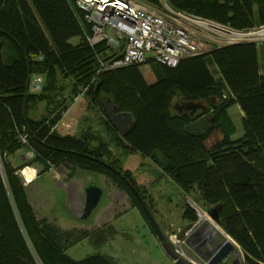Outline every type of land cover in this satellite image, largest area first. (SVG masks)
I'll return each instance as SVG.
<instances>
[{
    "label": "trees",
    "instance_id": "trees-1",
    "mask_svg": "<svg viewBox=\"0 0 264 264\" xmlns=\"http://www.w3.org/2000/svg\"><path fill=\"white\" fill-rule=\"evenodd\" d=\"M168 2L236 29L264 23V0ZM86 34L89 24L71 0H0V264H115L106 255L74 259L66 253L86 238L101 242L103 237L95 231L63 229L36 217L9 160L21 148L47 167L68 163L104 174L135 197V206L161 238L134 176L103 158L108 142L92 148L90 131L61 134L52 129L81 87L62 96L68 88L59 82L68 76L76 79L73 89L94 78L85 93L93 104L109 97L116 111L130 112L135 124L124 137L105 118L107 129L131 151L152 158L183 192L197 187L210 207L220 204L219 224L241 248L243 264H264V45L262 60L253 43H238L184 58L175 67L152 62L156 74L148 83L140 65L96 74L106 46L90 45ZM213 65L220 76L210 70ZM36 75L42 76L43 86L30 91ZM176 95L182 100L214 101L202 133L185 130L193 114L172 111ZM41 101L48 103L46 113L30 118L28 108ZM233 104L243 112V133L237 139H232L234 126L227 113ZM22 134L27 135L26 143L20 140ZM182 216L190 223L196 219L189 206Z\"/></svg>",
    "mask_w": 264,
    "mask_h": 264
},
{
    "label": "rangeland",
    "instance_id": "rangeland-1",
    "mask_svg": "<svg viewBox=\"0 0 264 264\" xmlns=\"http://www.w3.org/2000/svg\"><path fill=\"white\" fill-rule=\"evenodd\" d=\"M76 40L77 38H73L71 42L74 43ZM257 48L262 60V46ZM104 54L107 55V53ZM209 67L214 76L218 77L219 74L215 71L216 67L214 65ZM140 70L148 83L154 81L156 69L152 66V62L141 65ZM63 80L62 84L68 88H66V93L69 95L79 86L86 85L83 84L85 82L79 83L73 89L71 87L76 82L73 76H68ZM84 96L87 103H84L82 107L79 105L77 116H75L77 119L74 123V128L77 134L81 132L82 127L87 126L88 129L91 128L90 132L93 134V139H91L92 148H96V146L103 143L102 140L108 142L107 153H105L103 158L108 162L114 163L121 171H129L135 180L138 179L136 182L139 187L141 200L147 206L161 231L172 241V237L180 231L176 225V213L180 208L179 205H174L173 208H170L171 206H165L164 204L166 197L160 192L161 184L165 183L164 178H162L164 173L153 162L152 158L139 152L131 151L123 141H118L116 135L110 132L104 123L106 116L101 102L99 105L93 104L88 95L84 94ZM180 102L181 97L179 95L172 98V111H176L174 105ZM238 108V105L234 104L228 109L234 126L232 139H237L242 135V116ZM101 128L103 132L100 131ZM93 129H97L96 133ZM94 136L97 138L94 139ZM33 157L32 152L21 148L11 155L9 160L22 179L28 202L33 208L36 217L46 219L58 226L72 225L74 223L85 224L91 231H95L96 235L103 237L99 243H94L93 239H83L77 244L70 246L66 250L70 257L82 259L88 255L101 254L110 257L115 264H176L165 253L162 246V238L156 236L153 229L141 215L138 207L135 206L138 203L135 197L131 196L126 189L117 187L104 174L73 168L68 163L47 167L41 161L34 160ZM26 166L32 169L34 175L29 181L22 174V170L27 168ZM89 178L101 186L103 193L91 215L87 219H81L78 214L81 203H83V187ZM156 191L159 197L156 196ZM171 193H173L174 197H177L175 191H171ZM141 200L140 202L143 203ZM182 201L184 202L185 200L182 198ZM191 205L198 206L197 209L205 215V210L210 207L203 200L197 187L187 193L185 206H189L194 211L195 209ZM200 209H203V211ZM166 214L174 218L167 220L164 217ZM189 215L191 214L189 213ZM206 216L210 221H213L208 215ZM219 227L225 232L221 226ZM205 234L206 238H213L217 243L225 239L223 233L214 232L210 226L206 227ZM233 259L240 260L241 264L244 262V257L238 244L229 256V261Z\"/></svg>",
    "mask_w": 264,
    "mask_h": 264
},
{
    "label": "built area",
    "instance_id": "built-area-1",
    "mask_svg": "<svg viewBox=\"0 0 264 264\" xmlns=\"http://www.w3.org/2000/svg\"><path fill=\"white\" fill-rule=\"evenodd\" d=\"M73 7L83 13V20L89 24L86 39L90 45L104 43L107 55L99 57L100 68L111 70L131 65L156 62L175 67L180 60L208 54L216 48L238 43L264 45V23L244 29H236L227 24L205 19L173 7L168 0H160L153 5L145 0H71ZM78 88L73 102L84 96L89 84ZM43 78H32L30 88L39 91ZM71 101V102H72ZM69 107V105H68ZM68 107L53 126L56 130ZM70 127L69 124L65 125ZM57 131V130H56ZM58 132V131H57ZM59 133V132H58ZM20 140L27 142V135ZM189 229L183 240L177 234L172 237L177 250H183L189 242ZM190 245L194 246L193 242Z\"/></svg>",
    "mask_w": 264,
    "mask_h": 264
},
{
    "label": "water",
    "instance_id": "water-1",
    "mask_svg": "<svg viewBox=\"0 0 264 264\" xmlns=\"http://www.w3.org/2000/svg\"><path fill=\"white\" fill-rule=\"evenodd\" d=\"M27 84H29V81H27ZM211 104L212 103H207L203 100H183L180 103L176 104L175 107L177 114H182L185 112L193 114V120L185 126V130L188 133L197 135L202 133L208 127L211 118ZM101 106L109 123L121 137H124L133 128L135 122L132 119L131 113L125 111H116L115 105L109 97L101 98ZM83 192L84 201L78 216L81 219H87L91 215L92 211L97 207L101 199L103 190L96 182L90 180L85 184ZM220 209L221 205L218 204L208 208L205 211L206 214L218 226H220ZM190 227L191 225L188 224L181 231L178 236L179 241L183 240L186 237V232L190 229ZM158 229L161 234V238L163 241L162 246L165 253L176 264H224V262L229 258L231 253L237 247L236 242L224 232L226 235L225 239L222 242L218 243L215 246L212 254L208 255L207 257L203 256L199 250L192 251V246L188 241H186L187 248L192 251L191 256L187 257L177 250L176 245L173 243V241L169 240L160 228ZM227 264H241V262L238 259H233Z\"/></svg>",
    "mask_w": 264,
    "mask_h": 264
},
{
    "label": "crops",
    "instance_id": "crops-1",
    "mask_svg": "<svg viewBox=\"0 0 264 264\" xmlns=\"http://www.w3.org/2000/svg\"><path fill=\"white\" fill-rule=\"evenodd\" d=\"M77 42V40H76ZM74 42V43H76ZM216 67V66H215ZM216 70H217V67H216ZM220 76V74H219ZM34 77V76H33ZM32 77V78H33ZM62 79H60V82L59 83H62ZM64 83V82H63ZM152 83V82H151ZM30 88V86H29ZM30 91H32V89L30 88ZM62 96H68V94L66 93V90L62 93ZM85 96H82L81 98H79L78 100H76L75 102H71L69 104V107L66 111V114L62 117L61 121L59 122L58 126H57V131L61 134H77L76 132V129L74 128V123L76 122V117L77 116V110H78V107L79 105L82 107V105L84 103H87L86 99L84 98ZM213 100H211V102L209 101H206L208 103H212ZM214 102V101H213ZM176 105V104H175ZM234 105V104H233ZM238 105V104H237ZM239 107V106H238ZM86 108V106H85ZM48 109V103L46 101H41V102H38L36 104H33L31 105L28 110H27V114L30 118L32 119H38L39 117H41L44 113H46ZM229 109V108H228ZM228 109H227V113L228 115L231 117V115L229 114L228 112ZM240 109V108H238ZM240 115L243 117V112L241 111L240 109ZM241 117V118H242ZM66 124H69L70 127H66L65 125ZM91 129V128H90ZM90 129H88L87 126H84L81 128V132H79L78 134H81L82 132H87V131H91ZM78 131V130H77ZM93 131H97V129H93ZM102 131V128L101 130ZM105 131V130H104ZM103 132V131H102ZM96 133V132H95ZM243 133V131H242ZM107 135V134H105ZM108 137V136H106ZM33 168V167H32ZM34 169H36L34 167ZM128 169L131 170L130 167H128ZM37 170V169H36ZM163 173V172H162ZM148 177V176H147ZM164 178L165 180V183H162L161 186H160V192H162L163 196L166 197V201H164V204L165 206L166 205H169L171 206L170 208H173L174 205H179V210L178 212L176 213V218H177V221H176V225L178 226L177 228H179V232L177 233V238L179 236V234L181 233V231L185 228V226H187L190 222H188L183 216V211H184V206H185V203H186V198H187V193L183 192L180 188H178L171 180L170 178L164 174V176L162 177ZM90 180H92L91 178H89V180L87 182H89ZM138 180V179H137ZM136 180V181H137ZM86 182V183H87ZM95 182V181H94ZM85 183V184H86ZM98 184V183H97ZM99 185V184H98ZM85 186V185H84ZM100 186V185H99ZM101 187V186H100ZM84 189V187H83ZM171 191H175V193L177 194V197H174V195H172L173 193H171ZM156 196H157V191H156ZM159 197V196H157ZM182 198L185 200L184 202L182 201ZM84 201V192H83V200ZM83 203H81V207H82ZM177 208V206H176ZM81 209V208H80ZM164 216V215H163ZM164 217H166L167 220H171L172 218L174 217H169L168 214H166ZM60 227H62L63 229H69V228H73V227H77V228H83V229H89L88 226H86L85 224H81V223H74L72 225H59ZM91 231V230H90ZM88 239V238H86ZM194 245H195V248L198 247L199 245V241L196 239L195 241H193ZM239 246V245H238Z\"/></svg>",
    "mask_w": 264,
    "mask_h": 264
},
{
    "label": "flooded vegetation",
    "instance_id": "flooded-vegetation-1",
    "mask_svg": "<svg viewBox=\"0 0 264 264\" xmlns=\"http://www.w3.org/2000/svg\"><path fill=\"white\" fill-rule=\"evenodd\" d=\"M181 101H183L182 99H181ZM208 103V102H207ZM176 105H174V109H176V107H175ZM191 207L192 208H194L195 210H194V213L195 214H197L196 215V219H195V221H193L192 223H189L190 225H191V227H190V233H189V236H188V238H189V243L190 242H193V241H195L196 239L199 241V245H198V247H196L195 248V245L194 246H192L191 247V249H192V251H195V250H199L201 253H202V255L203 256H208V255H210V254H212V252H213V250H214V248H215V246L218 244L216 241H215V239H213V238H209V237H207L206 238V234H205V229H206V227H207V223H206V220L203 218V216L201 215L203 212H200L199 211V209H197L198 208V206L197 207H195V206H192L191 205ZM201 211H203V209H200ZM207 210V209H206ZM205 210V211H206ZM184 212V211H183ZM151 214V213H150ZM152 216V215H151ZM154 219V218H153ZM155 221V220H154ZM201 223H203V224H201ZM155 224L157 225V223H156V221H155ZM158 226V225H157ZM159 228V227H158ZM187 238V237H186ZM184 245V248H183V250L185 251V253L187 254V257H190L191 256V254H192V251L191 250H189L188 248H187V245L186 244H183ZM232 261V260H231ZM231 261H229V258L224 262V264H227V263H229V262H231Z\"/></svg>",
    "mask_w": 264,
    "mask_h": 264
},
{
    "label": "bare ground",
    "instance_id": "bare-ground-1",
    "mask_svg": "<svg viewBox=\"0 0 264 264\" xmlns=\"http://www.w3.org/2000/svg\"><path fill=\"white\" fill-rule=\"evenodd\" d=\"M26 167L27 168H24L22 170V174L24 175V177L26 178V180L29 181V180H31L33 178L34 175H33L32 169L28 168V166H26ZM202 215H203L204 219L206 220L207 226H210L211 229L214 232H220V233H223L225 235V233L221 230V228L214 221H210L209 220V218L206 216L207 214L205 215L204 213H202Z\"/></svg>",
    "mask_w": 264,
    "mask_h": 264
}]
</instances>
